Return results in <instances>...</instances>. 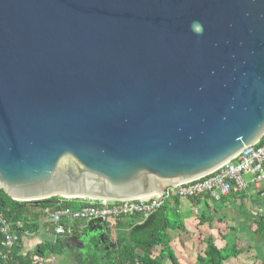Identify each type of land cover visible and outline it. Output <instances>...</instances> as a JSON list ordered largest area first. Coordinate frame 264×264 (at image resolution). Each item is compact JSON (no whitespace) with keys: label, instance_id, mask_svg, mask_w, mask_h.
I'll return each mask as SVG.
<instances>
[{"label":"water","instance_id":"water-1","mask_svg":"<svg viewBox=\"0 0 264 264\" xmlns=\"http://www.w3.org/2000/svg\"><path fill=\"white\" fill-rule=\"evenodd\" d=\"M263 136L264 0H0L12 199L160 201Z\"/></svg>","mask_w":264,"mask_h":264},{"label":"trees","instance_id":"trees-1","mask_svg":"<svg viewBox=\"0 0 264 264\" xmlns=\"http://www.w3.org/2000/svg\"><path fill=\"white\" fill-rule=\"evenodd\" d=\"M228 196L223 197L220 201L212 202H218L219 205H222ZM232 197L237 199L239 196L234 193ZM186 200L193 203V206L201 205L209 210L208 201L210 200L206 196ZM180 201L181 198L173 197L165 201L161 208L146 218L137 215L119 219L116 224V249L104 252L103 261L96 250L90 251L88 256L92 264H101V262L104 264H181L170 245L169 236L170 231L178 234L187 232L185 217L179 211ZM82 204L81 198L65 199L61 197H50L38 201H18L0 189V215L3 220L11 223L13 229L18 231L20 235L19 241L7 249L3 246L4 235L1 232L0 223V264H48L46 261L52 255H61L66 248L68 237H54L52 240L38 243L32 251L23 253L22 234L24 232L38 233L44 226L42 221L49 218L57 209L65 207L75 209L81 207ZM203 208L198 216L199 224L209 220ZM214 210L217 211V208L214 207ZM45 224V226L48 225L49 231L53 234L51 223ZM227 226L229 231L235 234L237 241L247 242L246 237H243L244 240L239 238L236 226ZM88 228L87 225L84 233L87 232ZM252 228V226H247L245 233L246 236L251 235L254 238L259 228L256 227L255 230ZM243 230L245 231V229ZM80 236L81 234L76 235L77 238ZM204 243L205 248L202 253L196 252L194 264H224L229 258H237L244 253L243 247H239L237 242L227 238H225V245L221 248L210 238L205 239ZM262 253L257 251V259L260 264H264V253ZM75 260L80 263L77 258ZM259 262L256 260V264Z\"/></svg>","mask_w":264,"mask_h":264},{"label":"built area","instance_id":"built-area-1","mask_svg":"<svg viewBox=\"0 0 264 264\" xmlns=\"http://www.w3.org/2000/svg\"><path fill=\"white\" fill-rule=\"evenodd\" d=\"M246 176L250 177V180H247ZM250 183L260 190L264 187V136L254 145L245 146L235 157L211 173L192 181L167 186L160 201L159 197L137 201L81 198V207L57 209L42 222L51 223L55 238L72 237L81 233L87 224L95 223L101 218L111 239L114 240L116 224L121 218L137 215L146 218L173 197L188 199L206 196L211 201H220L233 190H245ZM0 223L4 235L3 246L9 249L19 241L20 235L1 215ZM24 235L31 233L24 232L22 237Z\"/></svg>","mask_w":264,"mask_h":264},{"label":"rangeland","instance_id":"rangeland-1","mask_svg":"<svg viewBox=\"0 0 264 264\" xmlns=\"http://www.w3.org/2000/svg\"><path fill=\"white\" fill-rule=\"evenodd\" d=\"M245 178L247 180L249 179L248 176H246ZM249 203L250 204L247 205L245 203V205L248 207L247 212L253 217L248 219L246 224H248V222L255 224V226L259 228V231H257V233L255 234L256 238L255 236L254 238H252L251 235H248V238H246L247 242L241 240L237 241L235 239V234L229 231L227 225L228 223L233 222V220H229L231 218V216H229L230 214L228 215L227 213L221 211L220 208H222L223 204L219 205L218 202L213 203L217 210L220 209V211H218V213H214L213 215L208 212L206 216L209 218V220L203 224L198 223V214L195 212V210H193V219L186 221L187 232H184L182 234H178L172 231L169 232L170 245L174 250L176 256L178 257L180 263L194 264L196 252L202 253L205 248L204 240L207 238L212 239L220 248L225 245V238L230 241L237 242L239 247L244 248V253H242L237 258H229L224 264H256V260L257 262H259L257 259V251L264 253V197L257 196L254 202ZM235 211L238 212L237 206ZM236 215L238 214L236 213ZM233 225L238 228L236 232L239 238L244 240L243 237H246V233L243 229H246L247 226L238 224L236 220ZM35 238L36 245L40 242L52 240L51 237L44 235L43 232H39L38 234H36ZM86 243V252L91 251L92 249H94L95 251V248L92 245L89 246V243ZM65 252L69 253L67 248H65V250H63L61 253V255L64 254V256L52 255L46 262L48 264H80L75 259L71 260L70 258H66L70 255L66 254L65 256ZM99 253L101 256L102 252ZM101 264L104 263L101 262ZM257 264H260V262Z\"/></svg>","mask_w":264,"mask_h":264},{"label":"crops","instance_id":"crops-1","mask_svg":"<svg viewBox=\"0 0 264 264\" xmlns=\"http://www.w3.org/2000/svg\"><path fill=\"white\" fill-rule=\"evenodd\" d=\"M250 180V177L249 179ZM236 191V192H235ZM234 193L238 194V198L235 199L232 197V195ZM257 196H262L264 197V187H262V189H258L254 184L250 183L249 186L242 191H238V190H234L232 193H230V195L228 196V198L226 199V201L223 203V206L221 209V211L227 213L229 216H231V218L229 220H233V222L228 223V225H233L235 220L237 221L238 224L243 225V226H252L253 230L256 229L255 224H252L251 222H248V224H246L247 220L250 219L251 217H253L252 215H250L247 211V204H250L249 202H254L255 199L257 198ZM246 203V205H245ZM209 204V210L205 209V207L203 208L201 205H194L193 203H191L189 200L186 199H181L180 204H179V211L184 215L185 217V224L187 220H192L193 219V210H195V212L198 214L201 213V209L203 208L205 210L206 213L210 212L211 215H213L214 213H218V211H220V209H218L217 211L214 210V204L213 202L210 200L208 201ZM237 206V210L238 212L235 211ZM246 206V207H245ZM245 207V208H242ZM238 215H236V213ZM245 213V214H244ZM48 223V222H47ZM44 226L39 230V232H43L44 235H47L49 237H51L52 239H54V236L52 234V232L49 231V227L48 225L45 226V222L43 224ZM88 227L91 226V224H87ZM38 232V233H39ZM84 232V230L79 233L82 234ZM246 232V229H245ZM36 233V234H38ZM36 234H31V235H24L22 237V252L23 253H27L29 251H32L35 246H36ZM117 234V233H116ZM248 236V235H247ZM246 236V238H248ZM245 238V240H246ZM116 239V237H115ZM114 239V241H115ZM263 242V241H262ZM264 248V246H263Z\"/></svg>","mask_w":264,"mask_h":264},{"label":"flooded vegetation","instance_id":"flooded-vegetation-1","mask_svg":"<svg viewBox=\"0 0 264 264\" xmlns=\"http://www.w3.org/2000/svg\"><path fill=\"white\" fill-rule=\"evenodd\" d=\"M72 237H76V235ZM78 239V242H69V244H66V248L68 249L69 253L65 252V256L66 254L70 255L66 258H70L71 260L77 258L80 261V264H92V261L88 256V253L90 251H85V248L87 247L86 242L89 243V246L92 245L99 255V252H102L103 255L104 252H108L111 249H114L113 244H115V241L111 239L106 224L103 225V230L101 232L97 230V226L95 225V223L91 224L87 232H83L82 235L78 237ZM92 250L94 251V249ZM59 256H64V254Z\"/></svg>","mask_w":264,"mask_h":264},{"label":"clouds","instance_id":"clouds-1","mask_svg":"<svg viewBox=\"0 0 264 264\" xmlns=\"http://www.w3.org/2000/svg\"><path fill=\"white\" fill-rule=\"evenodd\" d=\"M192 27L197 34H202V26L199 24V22L194 21Z\"/></svg>","mask_w":264,"mask_h":264}]
</instances>
